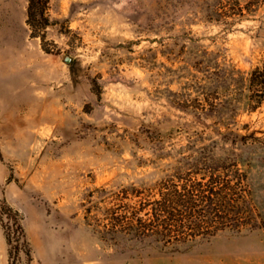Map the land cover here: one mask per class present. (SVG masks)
Wrapping results in <instances>:
<instances>
[{
  "label": "rangeland",
  "instance_id": "374dc122",
  "mask_svg": "<svg viewBox=\"0 0 264 264\" xmlns=\"http://www.w3.org/2000/svg\"><path fill=\"white\" fill-rule=\"evenodd\" d=\"M229 4L49 0L47 53L28 1L0 0V201L29 250L11 264H264V100L249 90L264 5ZM228 162L255 228L168 246L106 231L122 189ZM8 249L0 228V264Z\"/></svg>",
  "mask_w": 264,
  "mask_h": 264
},
{
  "label": "trees",
  "instance_id": "16d2710c",
  "mask_svg": "<svg viewBox=\"0 0 264 264\" xmlns=\"http://www.w3.org/2000/svg\"><path fill=\"white\" fill-rule=\"evenodd\" d=\"M27 1L26 24L30 36L40 37L42 49L50 53L44 44L45 29L52 25L49 0ZM229 2V11L238 16L253 13L264 5V0ZM249 90L254 102L260 104L264 100V62L251 72ZM204 165L198 169L203 173H177L153 188L122 189L116 195L118 203L105 211L106 231L123 233L135 239L152 238L168 246L210 239L224 231L255 228L258 215L251 202L246 175L237 163ZM21 221L18 212L0 201V228L9 247V264L19 247L25 248L29 260Z\"/></svg>",
  "mask_w": 264,
  "mask_h": 264
}]
</instances>
